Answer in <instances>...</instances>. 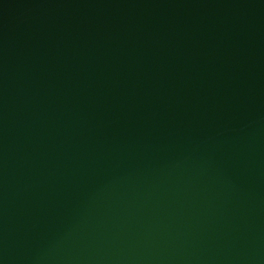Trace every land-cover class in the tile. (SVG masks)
I'll use <instances>...</instances> for the list:
<instances>
[{
  "label": "water",
  "instance_id": "water-1",
  "mask_svg": "<svg viewBox=\"0 0 264 264\" xmlns=\"http://www.w3.org/2000/svg\"><path fill=\"white\" fill-rule=\"evenodd\" d=\"M0 264H264V0H0Z\"/></svg>",
  "mask_w": 264,
  "mask_h": 264
}]
</instances>
